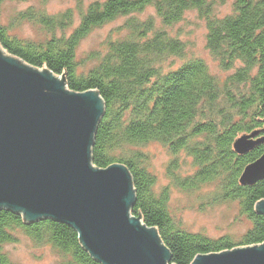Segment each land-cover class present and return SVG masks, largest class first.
<instances>
[{
  "label": "trees",
  "instance_id": "obj_1",
  "mask_svg": "<svg viewBox=\"0 0 264 264\" xmlns=\"http://www.w3.org/2000/svg\"><path fill=\"white\" fill-rule=\"evenodd\" d=\"M25 0H0L24 2ZM47 0H40L45 2ZM225 0H103L79 9V24L69 36L56 37L72 25L70 10L49 16L28 8L16 23L38 26L47 38L41 43L12 37L0 23V48L24 64L61 78L70 92L96 91L104 113L90 151L91 164H114L128 171L133 191L130 215L153 229L170 255L169 264H192L196 257L264 244V179L242 186L239 177L248 164L264 154V142L239 155L234 141L264 127V0H233L231 12L217 16ZM153 14L145 15L147 9ZM204 21L205 47L224 71L211 74L202 59L175 68L173 60L186 46L171 28L187 12ZM123 19L101 51L89 54L92 65L79 70L76 49L95 29ZM158 143L170 155L167 185L156 189L144 148ZM189 171L183 173L182 167ZM201 193L200 205L234 203L248 227L238 238H210L186 230L168 207L169 193ZM25 236L34 247L48 248L58 264H102L82 246L77 232L53 219L29 222L22 213L0 210V264H12L4 246Z\"/></svg>",
  "mask_w": 264,
  "mask_h": 264
},
{
  "label": "water",
  "instance_id": "obj_2",
  "mask_svg": "<svg viewBox=\"0 0 264 264\" xmlns=\"http://www.w3.org/2000/svg\"><path fill=\"white\" fill-rule=\"evenodd\" d=\"M105 104L96 91L70 92L61 78L0 48V210L77 232L102 264H169L153 229L130 215V176L119 164L96 169L90 151ZM264 142V127L238 137L242 155ZM264 179V154L245 166L242 186ZM264 213V201L255 206ZM192 264H264V244L196 257Z\"/></svg>",
  "mask_w": 264,
  "mask_h": 264
},
{
  "label": "rangeland",
  "instance_id": "obj_3",
  "mask_svg": "<svg viewBox=\"0 0 264 264\" xmlns=\"http://www.w3.org/2000/svg\"><path fill=\"white\" fill-rule=\"evenodd\" d=\"M103 0H47L44 3L40 0H25L24 2H6L0 6V23L6 26L9 34L17 39L41 43L47 35L36 25L22 21L16 23L18 14L28 8L44 9L49 16L58 15L70 10L73 14L72 25L64 32L57 31L56 37L65 34L69 36L79 24V9H85L89 4ZM233 0H225L217 5V16H224L231 12ZM153 14L152 9H147L145 15ZM154 15V14H153ZM123 19H118L101 28L95 29L85 37L76 49V62L79 70H87L91 67L89 54L101 51L103 43L108 36L115 35L116 28L121 25ZM172 35L181 40L185 46V55L181 59L173 60L171 68H175L192 59H202L211 74L224 78L230 75L233 70H221L218 64L210 56L205 47L206 29L204 21L198 17L196 12H187L184 19L171 28ZM4 52V51H3ZM5 53V52H4ZM7 54V53H5ZM149 157L148 169L156 176V189L159 190L167 185L166 168L170 155L166 149L158 143H151L144 148ZM183 173L189 171L187 166H183ZM186 194L177 189H172L169 193L168 207L174 218L182 227L193 233H201L210 238H218L229 235L236 239L243 234L248 223L239 219L237 206L234 203L226 202L218 205H200L198 197L205 192ZM12 264H58L59 258L48 248H36L23 235L18 234V241L14 244L4 246Z\"/></svg>",
  "mask_w": 264,
  "mask_h": 264
}]
</instances>
